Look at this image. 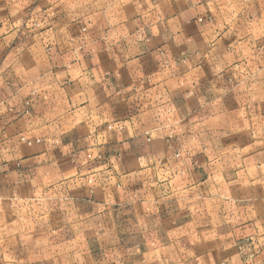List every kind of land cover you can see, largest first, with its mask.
Returning <instances> with one entry per match:
<instances>
[{"label":"crops","instance_id":"1","mask_svg":"<svg viewBox=\"0 0 264 264\" xmlns=\"http://www.w3.org/2000/svg\"><path fill=\"white\" fill-rule=\"evenodd\" d=\"M0 264H264V0H0Z\"/></svg>","mask_w":264,"mask_h":264}]
</instances>
